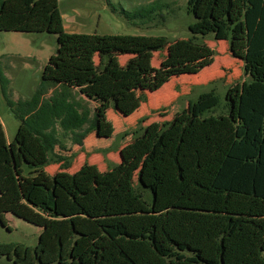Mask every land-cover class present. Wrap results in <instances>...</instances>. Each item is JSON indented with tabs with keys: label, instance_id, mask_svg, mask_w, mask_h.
<instances>
[{
	"label": "trees",
	"instance_id": "1",
	"mask_svg": "<svg viewBox=\"0 0 264 264\" xmlns=\"http://www.w3.org/2000/svg\"><path fill=\"white\" fill-rule=\"evenodd\" d=\"M188 11L196 18L193 35L227 41L231 56L251 71L245 86L227 89L229 113H179L163 129L153 122L122 148L112 169L85 163L70 173L67 158L49 157L62 147L55 118L80 146L90 133L81 131L88 118L45 103L49 86L75 87L96 101L92 130L107 139L114 132L110 109L132 117L172 79L211 66L215 51L192 39L69 33L58 0H0V32H46L58 43L31 100L4 94L20 125L8 143L0 120V223L7 227L12 214L42 231L34 247L0 242V258L12 264H264V192L252 186L259 166L249 162L259 156L264 165V0H188ZM127 17L157 19L151 10ZM163 51L154 66V54ZM51 164L61 171L48 174ZM115 229L121 233L112 238L107 231ZM177 250L196 260L166 257Z\"/></svg>",
	"mask_w": 264,
	"mask_h": 264
},
{
	"label": "rangeland",
	"instance_id": "2",
	"mask_svg": "<svg viewBox=\"0 0 264 264\" xmlns=\"http://www.w3.org/2000/svg\"><path fill=\"white\" fill-rule=\"evenodd\" d=\"M58 3L69 33L165 36L170 42L192 39L205 43L215 51V61L211 66L198 75L172 79L161 90L150 94L132 117L125 118L115 109H110L107 117L114 132L107 139L98 138L95 130H92L94 112L98 106L96 101L75 87L49 86L45 103L50 107L58 103L57 110H70L88 118L81 131L90 130V133L84 138L82 146L74 143L73 135L65 131L61 119L55 118L58 145L62 147H56L55 153H50L49 157L53 159L60 155L67 158L70 163L67 172L73 173L85 163L94 164L101 171L112 169L121 162L122 148L140 136L153 122L160 123L163 129L179 113L201 118L227 115L230 109L225 99L227 89L236 82L245 86L252 78L246 64L231 56L227 41L215 40L213 34L202 36L191 33L189 26L196 18L188 11V0H58ZM149 10L154 13L156 20L127 17V14L136 11L146 13ZM57 49L56 34L0 32V120L8 143L14 140L20 119L6 103L4 94L14 102L31 100L40 88L45 65ZM32 50L34 54L30 53ZM165 56L166 51L155 53L153 65L158 67ZM121 60L124 62L126 58ZM63 104L66 106H61ZM41 111L40 105L37 114ZM240 150L241 147L237 146L235 154ZM252 159L259 167L257 179L251 185L257 191L264 192V165L260 164L259 156H254L249 162ZM61 169L60 164H51L45 171L53 175ZM7 227L0 223V242L22 243L32 247L38 243L42 231L41 227L12 214H7ZM107 233L115 238L121 232L115 229ZM166 257L192 262L196 260L184 250H177ZM0 264L12 262L1 257Z\"/></svg>",
	"mask_w": 264,
	"mask_h": 264
},
{
	"label": "crops",
	"instance_id": "3",
	"mask_svg": "<svg viewBox=\"0 0 264 264\" xmlns=\"http://www.w3.org/2000/svg\"><path fill=\"white\" fill-rule=\"evenodd\" d=\"M63 22H64V19H63ZM64 28H65V30H66V27H65V25H64ZM34 52H35V51H33V50H32V51H30V53H31V54H34Z\"/></svg>",
	"mask_w": 264,
	"mask_h": 264
}]
</instances>
